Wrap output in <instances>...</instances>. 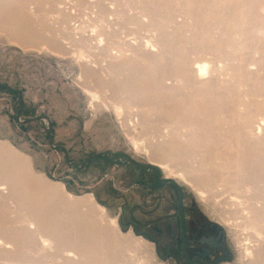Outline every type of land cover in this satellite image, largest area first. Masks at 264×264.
Returning <instances> with one entry per match:
<instances>
[{
	"label": "rangeland",
	"instance_id": "obj_1",
	"mask_svg": "<svg viewBox=\"0 0 264 264\" xmlns=\"http://www.w3.org/2000/svg\"><path fill=\"white\" fill-rule=\"evenodd\" d=\"M17 3L25 5L22 13ZM93 3L104 14L101 23ZM50 14L56 23L47 20ZM66 24L74 31L82 27L85 35L114 27L92 58L94 74L87 81L99 78L103 96L112 74L117 84L108 97L132 104L121 120L111 109L90 111L77 80L90 70L76 63L77 45H62L57 50L65 54L58 57L43 49L41 39L22 48L12 31L17 25L29 35L61 38ZM50 26L59 32L52 29V36ZM110 40L119 42L120 52ZM203 65L205 72L197 69ZM263 122L264 0H0V190L11 197L1 176L10 171L45 192V223L60 238L42 250L22 222L30 209L14 193L8 201L14 208L9 216L0 209V222L12 228L18 248L11 254L0 249V264H186L177 252L173 257L161 250L159 237L146 234L150 213L141 189L147 177L119 164L127 160L178 185L185 202L225 232L230 260L224 264L245 263L244 246L264 250V229L257 237L246 222L264 220ZM132 137L144 144L141 153L132 149ZM163 167L185 172L189 184L167 178ZM58 184L75 197L91 194L116 220L117 229L101 223L112 255L118 254L111 261L104 255L111 250L83 245L91 235L80 217L85 205L68 208L69 200L51 188ZM205 186L214 191L202 201L195 189ZM128 233L144 246L126 239Z\"/></svg>",
	"mask_w": 264,
	"mask_h": 264
},
{
	"label": "bare ground",
	"instance_id": "obj_2",
	"mask_svg": "<svg viewBox=\"0 0 264 264\" xmlns=\"http://www.w3.org/2000/svg\"><path fill=\"white\" fill-rule=\"evenodd\" d=\"M19 5L20 4L18 3L16 4L17 6L16 9L20 13H22V8H26V7L23 4L20 5V7ZM58 5L59 3H56L57 9L59 11L60 8H58L59 7ZM93 6L97 8V11L93 12L95 15L94 16L95 19L98 20V23L103 22L102 19H103L104 14L100 10L99 3L97 4L93 3ZM14 15H15V18L18 20L17 17H20L18 12H14ZM48 17L49 18H47V20L49 19L50 21L54 23L58 21V19H56L54 15L50 14ZM50 24L52 25L53 23H50ZM50 27L48 28L52 36L54 35L52 33V29L54 32H59V29L53 28V27L50 28ZM80 28L82 29V27ZM18 29H19V26L17 25H15L14 29L12 28V31L15 34V42L19 46L25 49L32 47L33 40L41 39L43 49L45 47L46 50H50L49 51L50 53L52 52L58 57H61V56L63 57L65 53H61L59 51L60 47L62 48V45H64V47L68 45L70 46L77 45L78 47L74 49V51L76 52V55H73V57H75L76 63L84 64L85 69H89L90 67H93V68L95 67V64L93 63H96V60H92V58L95 59L98 56L97 52L101 50L102 47L105 45V41L110 39V35L107 33H114V30H115L114 27H109L106 29L104 27L98 28V29L95 27V30L90 31L91 32L90 34L85 35L84 32L82 31L83 29L81 30L77 28V30L74 31L75 28L73 29L72 26H69V25L67 26L66 24L64 28H61L60 30L61 32H59V34L61 35V38H58V37L40 38L35 34L29 35L26 32L24 33L22 31L20 32V30L18 31ZM109 45L111 46L112 50H115L116 52H120L121 46L119 45V42L115 43L114 40H110ZM115 54L116 53H113L112 56L115 57ZM197 69L199 71L205 72L207 67L203 65V66H198ZM90 71L89 73H85V74L81 72L80 75L77 77V80L79 82L78 84L82 87V92L88 98L90 111L93 114H96L98 111H100V109H103L105 111H109L111 109V111L114 112L115 116L119 120H121L123 118V113L127 110H130L132 104L128 103L125 100L121 104L114 103L108 97L107 93L109 91V88H111V86L113 85L112 83L117 84L115 79H112L113 77L111 73L108 74L110 82H107L105 84L108 90H106L102 96V93L100 91L102 81L99 78H97L95 82L87 81L88 77L93 76L94 74L93 70H90ZM263 128H264V122L263 124L260 125V129H263ZM129 143L132 149H134L138 153H141L145 149L144 144L143 145L140 144L139 141L133 137L129 138ZM154 166H156L159 169H162L161 166L159 165L157 166L154 164ZM163 169L165 171V175L167 176V178H170L172 180L178 179V180L184 181L189 184V180L187 179V174H185V172L173 171L171 169H168V168L166 169L164 167ZM1 176L5 180V184H4L6 186L5 190L6 191H8V189L11 190V197L6 196L3 193V190H0V200H1L0 209H1L2 214L4 216H9V213L12 210L11 208H14L8 205V201L14 200V196L12 195L15 193L19 198V202L23 205H27V207L30 209L29 213L25 216V219L22 220L23 223L25 222L27 224L26 231L34 232L33 234H35L36 237L39 238L38 244L40 245V248L42 250H45L46 248H52L53 246H55L58 243V240H60V238H58V236L55 234L51 226L45 223L48 218L47 217L48 213L46 212L48 210L45 209V202L43 201L44 196H46L45 192L39 191L40 193H38L37 189H34L33 187L30 186V184L21 181V179H19V177L16 174H13L10 171H3ZM0 186L2 185L0 184ZM205 187H207L206 191L204 190L205 188L203 190L195 189L199 199H201L202 201H207L208 199L207 194L214 191L213 186H205ZM51 188L62 199L67 198L69 200L66 203L68 208L71 207L73 203L74 205L79 206L80 209L82 205L83 206L85 205L86 209L81 211L80 217L83 218L85 221L84 229L91 232L90 233L91 235L89 236V238L86 237L85 239L82 240L83 245L88 247V250H93V247L97 248L98 245H102V248L104 249L105 252H107L108 250H111L109 247L110 243H109L108 236H107L108 234L104 235V231H102L101 229V226H102L101 223L104 221H107L113 229H117L118 225L115 219L107 218L106 210L95 202L93 196L91 194H88L82 197L72 196L65 190L62 184L51 185ZM94 215H96V217ZM34 221L36 224H34ZM246 222H248V227L254 235H256L257 237L262 236V230L264 229V220H261V219L255 220L253 218H249L247 219ZM10 223L12 224L13 221L10 220ZM92 226L98 227L99 233H96L93 230ZM5 232H8V234H6ZM102 235H104V237ZM125 238L128 240L133 239L135 241V245L139 247H142L145 244L141 239H137L133 237L131 233H128ZM66 246L69 247L70 245H66ZM114 247L115 246H113V248ZM17 248H18V243H17L15 234L12 232V228L11 227L6 228L3 225V223L0 222V249L11 254V253H15L17 251ZM114 249H112L109 252L111 255ZM66 250H67L66 251L67 254H72V255L74 254V251L72 250V248H68ZM242 250L243 251H242L241 258L243 261H246V262L245 263L242 262L241 264H260L261 262L264 263V250L263 249H258L255 251L253 247H250L249 245V246H244ZM23 251H25V249H23ZM127 251L128 250L123 251L119 254L126 253ZM109 253L104 254L106 259L109 261L112 260V257H114V255H118L114 253L112 256L107 257ZM71 262L72 261L70 259H67L65 264H68ZM9 264H27V263L10 262Z\"/></svg>",
	"mask_w": 264,
	"mask_h": 264
},
{
	"label": "flooded vegetation",
	"instance_id": "obj_3",
	"mask_svg": "<svg viewBox=\"0 0 264 264\" xmlns=\"http://www.w3.org/2000/svg\"><path fill=\"white\" fill-rule=\"evenodd\" d=\"M119 164L139 168L147 177L142 180L141 189L150 213L145 220L149 230L145 232L159 237L157 241L164 243L161 250L173 257L177 252L186 264H224L230 260L225 232L192 203H186L178 185L160 182L156 174L153 177L152 171L144 170L132 160ZM162 201V209L157 210Z\"/></svg>",
	"mask_w": 264,
	"mask_h": 264
}]
</instances>
